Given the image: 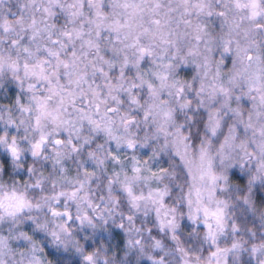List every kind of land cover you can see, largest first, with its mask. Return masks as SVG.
I'll return each mask as SVG.
<instances>
[{"label": "snow or ice", "instance_id": "6c2138e0", "mask_svg": "<svg viewBox=\"0 0 264 264\" xmlns=\"http://www.w3.org/2000/svg\"><path fill=\"white\" fill-rule=\"evenodd\" d=\"M0 264H264V0H0Z\"/></svg>", "mask_w": 264, "mask_h": 264}]
</instances>
